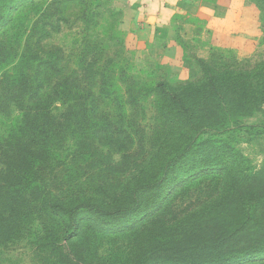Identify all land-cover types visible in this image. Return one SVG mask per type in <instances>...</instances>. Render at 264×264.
Returning a JSON list of instances; mask_svg holds the SVG:
<instances>
[{
	"label": "trees",
	"instance_id": "16d2710c",
	"mask_svg": "<svg viewBox=\"0 0 264 264\" xmlns=\"http://www.w3.org/2000/svg\"><path fill=\"white\" fill-rule=\"evenodd\" d=\"M22 1L0 0V255L39 218L38 246L52 254L51 264H264V171L235 174L214 163L224 160L222 155L209 161V155H192L190 146L178 141L172 146L174 156L163 162L157 175L132 190L127 201L109 208L71 191V182L79 180L68 181L73 166L88 161L93 150L91 133L118 144L107 136L115 133L114 118L108 114L101 125L91 120L101 122L106 115L97 104L101 99L118 101L110 87L117 89L115 81L124 67L111 71V59L100 64L97 53L83 52L78 74L59 71L55 76L44 71V64H52L46 59L7 51L2 37ZM254 1L264 28V0ZM205 65L209 67L202 85L208 86L219 110L210 117L211 126H232L229 90L235 81L242 90L234 100L245 108L259 100L264 105L263 60L246 66L250 69L230 67L224 56ZM93 74L98 94L89 90ZM165 86H157L162 94H168ZM169 101L184 127L195 122L196 112L179 93L169 94ZM61 104L65 108L59 111ZM183 125H177L179 136ZM125 126L120 124V130L125 132ZM95 151L104 156L100 147ZM186 157H201L196 164L200 169L182 175L181 160ZM56 168L62 170L67 187L53 193L48 182L61 179L50 177ZM206 187L211 189L203 193Z\"/></svg>",
	"mask_w": 264,
	"mask_h": 264
},
{
	"label": "rangeland",
	"instance_id": "374dc122",
	"mask_svg": "<svg viewBox=\"0 0 264 264\" xmlns=\"http://www.w3.org/2000/svg\"><path fill=\"white\" fill-rule=\"evenodd\" d=\"M247 3L253 8L249 18L260 23L258 33L239 28L240 24H225L223 19L209 21L183 13L172 19L169 32L145 46L140 45L135 29L125 28L122 0H23L17 3L13 23L2 37L7 51L19 50L18 55L32 60L35 56L46 59L52 64H44V71L55 76L59 71L78 74L83 52L97 53L100 64L109 63L111 59V71L124 67L115 81L117 89L110 87L116 90L118 101H112L111 96L101 99L97 104L106 115L99 119L101 122L91 120L93 125H101L108 114L114 118L115 133L107 136H114L118 144H111L109 139L103 142L91 133L94 146L89 151V160L73 166V176L67 178L68 181L79 178L71 182L69 188L73 193L96 201L104 208L127 201L132 190L157 175L163 162L174 156L172 146L178 145V141L189 145L192 155H209V161L222 155L225 161L214 163L235 174L264 171V105L261 100L243 107L234 100L242 89L238 82L232 83L229 93L233 102L228 122L232 126L218 130L210 124L213 112L219 111L218 105L212 102L208 86L202 85L209 67L205 64L216 62L220 56H224L230 67L253 66L264 61L262 13L256 1L247 0ZM93 76L89 90L98 94L99 82L96 74ZM159 83H166L168 94L160 92ZM174 92L196 112L195 122L186 127L180 114L175 112V104L169 101V94ZM116 102L122 111L116 110ZM64 108L61 104L59 111ZM120 124L129 127L125 126L123 132ZM179 124L185 128L182 136L176 130ZM72 141L69 138L67 142L72 144ZM98 147L104 151L103 157L95 151ZM202 161L201 157H186L181 160L180 173L188 175L199 170L196 164ZM54 175H61V179L50 180L48 188L57 193L63 186L67 187V182L62 178L61 169L56 168L50 177ZM210 189L206 187L203 193ZM181 202L184 204L187 200ZM133 217L135 214L127 218L128 221ZM37 219L25 226L14 241L7 243L0 255V264L52 263V254L38 246L42 230Z\"/></svg>",
	"mask_w": 264,
	"mask_h": 264
},
{
	"label": "crops",
	"instance_id": "0c3cea01",
	"mask_svg": "<svg viewBox=\"0 0 264 264\" xmlns=\"http://www.w3.org/2000/svg\"><path fill=\"white\" fill-rule=\"evenodd\" d=\"M122 4L125 28L137 31L141 46L169 32L172 19L183 13L209 21L223 19L225 24H240L239 28L257 33L260 28L259 21L248 16L253 8L247 0H122Z\"/></svg>",
	"mask_w": 264,
	"mask_h": 264
}]
</instances>
